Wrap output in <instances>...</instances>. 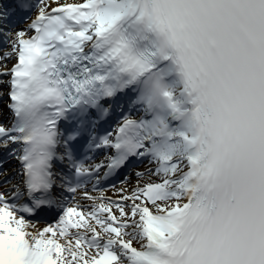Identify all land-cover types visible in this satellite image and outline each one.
I'll return each mask as SVG.
<instances>
[{
  "label": "snow or ice",
  "instance_id": "snow-or-ice-1",
  "mask_svg": "<svg viewBox=\"0 0 264 264\" xmlns=\"http://www.w3.org/2000/svg\"><path fill=\"white\" fill-rule=\"evenodd\" d=\"M0 34V264H264V0H0Z\"/></svg>",
  "mask_w": 264,
  "mask_h": 264
},
{
  "label": "bare ground",
  "instance_id": "bare-ground-1",
  "mask_svg": "<svg viewBox=\"0 0 264 264\" xmlns=\"http://www.w3.org/2000/svg\"><path fill=\"white\" fill-rule=\"evenodd\" d=\"M61 2H64V0H61ZM68 2H82V0H68ZM30 22V21H28ZM21 27L25 26V25H20ZM3 41V47L0 48V54H5V53H11L12 51V46H11V37L4 35L2 38ZM6 46V47H4ZM15 64V58H11V59H0V73L5 72L7 69H10L13 65ZM10 76H0V112H3L5 114V116L7 117V122H11V116L9 113H7V104L9 103V101L7 100L5 94L8 91V83L10 81ZM104 159V155H102L100 158L96 159V160H91L89 161L90 163H98L100 160ZM14 167L10 168V170H7L8 174L10 177L13 176V173L16 171V169L19 167L18 162L14 161ZM138 164V163H137ZM136 165V164H135ZM147 167H150V165H148L146 162L143 164H140V166H133L131 168H129L127 170V172L124 174L128 177V180L130 181V185L127 186H135L136 182H137V178H136V172L138 171H144ZM3 177H1L2 179ZM121 179H123V177H121ZM19 177H13L12 178V183H16L18 182ZM103 189H104V195H106L107 197L111 198V199H118L119 198V193L117 191L118 188L125 186V185H121L120 180L115 183V187H107L105 185H102ZM0 187L2 188H10L11 184H3L0 185ZM88 191L92 194V195H97V191L93 190L92 185L89 184L88 185ZM77 199L80 201V203L82 205H90L92 203V201L87 200L83 197V194H79L77 196ZM54 221H51L49 223H53ZM48 223L45 222H40L39 224H37V227H43ZM137 247L139 245H136Z\"/></svg>",
  "mask_w": 264,
  "mask_h": 264
},
{
  "label": "rangeland",
  "instance_id": "rangeland-1",
  "mask_svg": "<svg viewBox=\"0 0 264 264\" xmlns=\"http://www.w3.org/2000/svg\"><path fill=\"white\" fill-rule=\"evenodd\" d=\"M4 47H6V46H4ZM1 90V89H0Z\"/></svg>",
  "mask_w": 264,
  "mask_h": 264
}]
</instances>
